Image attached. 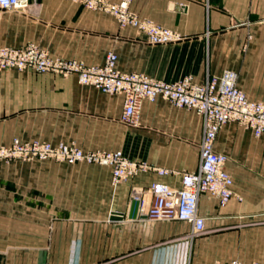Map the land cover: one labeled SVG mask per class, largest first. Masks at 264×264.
I'll use <instances>...</instances> for the list:
<instances>
[{"label":"crops","instance_id":"obj_1","mask_svg":"<svg viewBox=\"0 0 264 264\" xmlns=\"http://www.w3.org/2000/svg\"><path fill=\"white\" fill-rule=\"evenodd\" d=\"M130 7L182 39L149 44L112 15L67 0H30L27 12L0 13V46L32 42L89 66L114 51L122 72L168 82L192 75L203 83L232 69L249 98L264 103V0H131ZM123 109L122 94L84 85L76 74L0 69V146L15 137L74 142L171 172H142L114 186L107 166L0 162V264L264 263V135L237 122L221 129L215 147L227 154L233 190L243 199L222 207L201 195L206 232L192 240L187 222L150 220L142 209L136 218L128 214L134 187H177L182 172L198 169L202 117L158 98L142 102L132 126L120 120ZM113 212L124 219L112 220Z\"/></svg>","mask_w":264,"mask_h":264},{"label":"built area","instance_id":"obj_2","mask_svg":"<svg viewBox=\"0 0 264 264\" xmlns=\"http://www.w3.org/2000/svg\"><path fill=\"white\" fill-rule=\"evenodd\" d=\"M86 9L112 15L121 27L132 26L145 34L149 44H168L182 39L173 29L163 27L153 20L141 19L131 10V0L110 3L107 0H67ZM30 0H0V13L27 12ZM264 26V17L258 20ZM250 23V21L248 22ZM118 55L109 51L99 66H89L76 59L52 56L35 43L24 47L0 46V69H30L37 73L59 75L76 74L80 83L93 86L110 94L124 96V109L120 120L128 125H138L139 111L144 100H168L180 108L195 110L203 119L200 141V162L195 171L181 173L180 186L155 181L149 188H133V199L140 202L150 220L187 222L191 237L206 232V217L199 211L201 195L218 199L226 206L233 197L242 200L233 190L234 178L228 171L227 154L216 149L215 143L221 129L229 122H237L250 129L255 136L264 135V103L249 98L238 86L239 74L226 69L220 75L197 83L192 75L168 82L151 78L139 72H122L117 67ZM54 160L70 165L97 164L111 169L112 184L118 185L139 173L153 171L168 175L170 170L144 161L132 160L121 150H84L74 142L57 144L15 137L10 144L0 146V162ZM207 264H264L233 260L224 263L216 260Z\"/></svg>","mask_w":264,"mask_h":264},{"label":"water","instance_id":"obj_3","mask_svg":"<svg viewBox=\"0 0 264 264\" xmlns=\"http://www.w3.org/2000/svg\"><path fill=\"white\" fill-rule=\"evenodd\" d=\"M139 206H140V202L136 199H133L131 201L130 204V210H129V218H136L138 216V212H139ZM124 213H120V212H113L111 215V219L112 220H122L124 219Z\"/></svg>","mask_w":264,"mask_h":264},{"label":"rangeland","instance_id":"obj_4","mask_svg":"<svg viewBox=\"0 0 264 264\" xmlns=\"http://www.w3.org/2000/svg\"><path fill=\"white\" fill-rule=\"evenodd\" d=\"M35 161H40V160H35ZM46 161H54V160H46ZM22 162H30V161H22ZM55 162H59V161H55ZM59 163H65V162H59ZM97 165V164H96ZM71 166V165H70ZM98 166H102V165H98ZM192 240H194L197 237H191Z\"/></svg>","mask_w":264,"mask_h":264}]
</instances>
